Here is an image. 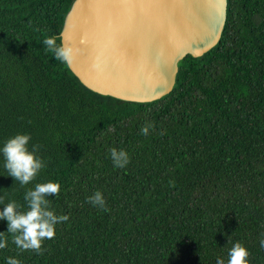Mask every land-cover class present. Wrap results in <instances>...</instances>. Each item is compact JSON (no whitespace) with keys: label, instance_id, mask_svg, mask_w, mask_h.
I'll use <instances>...</instances> for the list:
<instances>
[{"label":"trees","instance_id":"16d2710c","mask_svg":"<svg viewBox=\"0 0 264 264\" xmlns=\"http://www.w3.org/2000/svg\"><path fill=\"white\" fill-rule=\"evenodd\" d=\"M72 2L0 0V141L28 132L45 161L21 186L0 158V196L23 210L25 189L59 181L49 206L68 215L41 252L0 219V264H216L234 242L264 264V0H228L219 42L148 102L89 89L46 50ZM112 147L129 153L123 168ZM94 190L103 208L86 201Z\"/></svg>","mask_w":264,"mask_h":264},{"label":"water","instance_id":"95a60500","mask_svg":"<svg viewBox=\"0 0 264 264\" xmlns=\"http://www.w3.org/2000/svg\"><path fill=\"white\" fill-rule=\"evenodd\" d=\"M228 0H73L61 40L69 67L89 89L148 102L173 89L180 61L222 35Z\"/></svg>","mask_w":264,"mask_h":264},{"label":"clouds","instance_id":"9594fccd","mask_svg":"<svg viewBox=\"0 0 264 264\" xmlns=\"http://www.w3.org/2000/svg\"><path fill=\"white\" fill-rule=\"evenodd\" d=\"M46 50L52 53L54 59L67 65L75 57L73 48L58 40L57 35H45L41 41ZM152 127L150 123L140 127L141 134H147ZM31 139L28 132H16L0 141V158L7 175L21 186L34 180L38 172L45 167V161L37 152V145L29 144ZM108 154L114 168H123L129 163V153L123 148L112 147ZM60 190L59 181L47 180L36 182L31 188L25 189L23 200L26 207L15 200L3 202L0 196V219L6 221V231L11 234L14 244L21 250L31 249L41 252L42 242L55 234V226L61 221H67L66 213H56L49 206L48 194H57ZM86 201L93 206L103 208L105 198L100 190H94L86 196ZM2 232V231H0ZM259 246L264 248V234L259 239ZM5 247V239L0 235V248ZM227 259H217L216 264H249V250L240 242H234L227 249ZM5 264H21L15 256L4 258Z\"/></svg>","mask_w":264,"mask_h":264}]
</instances>
